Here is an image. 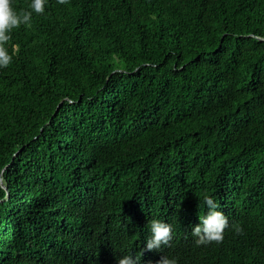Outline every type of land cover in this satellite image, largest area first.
<instances>
[{
  "label": "trees",
  "instance_id": "trees-1",
  "mask_svg": "<svg viewBox=\"0 0 264 264\" xmlns=\"http://www.w3.org/2000/svg\"><path fill=\"white\" fill-rule=\"evenodd\" d=\"M13 47L0 264H264V0H48ZM204 195L229 228L197 246Z\"/></svg>",
  "mask_w": 264,
  "mask_h": 264
},
{
  "label": "clouds",
  "instance_id": "clouds-1",
  "mask_svg": "<svg viewBox=\"0 0 264 264\" xmlns=\"http://www.w3.org/2000/svg\"><path fill=\"white\" fill-rule=\"evenodd\" d=\"M48 0H31L28 9L18 10L14 0H0V69L10 66L13 55L16 52L12 48L10 54L8 44L12 39L14 30L22 25L25 28L32 26L33 13L40 15L45 13ZM60 5L70 3V0H56ZM203 205L207 208V213L200 217V223L192 227V235L196 237V244L207 245L212 242L221 243L224 239L225 229L229 228L228 217L219 210V204L210 195L203 196ZM237 231L241 229L237 228ZM150 238L147 239L146 248L148 250H160L162 246L168 245L172 240L173 228L170 224L160 220H153L150 223ZM138 257L132 255L122 256L118 259V264H139ZM159 264H176L174 259L162 258Z\"/></svg>",
  "mask_w": 264,
  "mask_h": 264
}]
</instances>
